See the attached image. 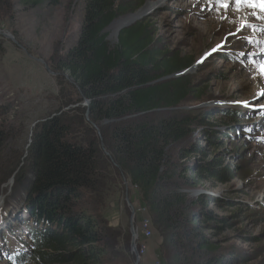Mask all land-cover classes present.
I'll list each match as a JSON object with an SVG mask.
<instances>
[{"label": "rangeland", "instance_id": "obj_1", "mask_svg": "<svg viewBox=\"0 0 264 264\" xmlns=\"http://www.w3.org/2000/svg\"><path fill=\"white\" fill-rule=\"evenodd\" d=\"M226 2L228 8L217 0H120L137 10L112 23L108 41L115 47L122 31L115 35L116 24L143 10L140 15H145L134 24L148 25L153 48L167 58L195 62L189 70L170 77L187 74L190 94L181 107L159 109L151 113L150 120L187 117L195 121L174 151L200 147L203 153L191 152L189 157L173 154L183 157L179 179L194 178L193 170L204 159L226 168L229 177L198 180L197 186H192L196 188L188 192L190 202L206 204L216 218L211 222L214 235H207H212L227 264H264V9L249 7L245 12L235 0ZM86 3L0 0V225L4 227L0 264H9L13 250L28 251L33 222L30 211L23 212L27 204L16 203L24 191L20 188L12 194L11 179L17 177L20 184L27 181L28 188L35 186L41 163L36 152L48 133L59 135L65 146L91 154L94 162L81 175L84 187L68 199L56 197L54 209L74 212L75 223L83 217L91 222L100 264H152L146 262L147 254L141 261L138 241V254L132 249L131 225L137 230L143 216L137 212L144 206L113 152L114 129L138 116L129 117L118 110V118L107 117L110 103L115 102L113 95L99 98L102 113L96 116V103L79 101L81 87L68 71L59 68L79 41ZM246 13L258 21H245ZM54 118L62 121L54 123ZM66 122L71 130L69 140L60 136ZM198 207L193 219L203 215L204 210ZM27 218L30 220L24 221ZM151 228L154 235L149 245L159 246L156 258L167 264L153 222Z\"/></svg>", "mask_w": 264, "mask_h": 264}, {"label": "trees", "instance_id": "obj_2", "mask_svg": "<svg viewBox=\"0 0 264 264\" xmlns=\"http://www.w3.org/2000/svg\"><path fill=\"white\" fill-rule=\"evenodd\" d=\"M136 10L120 0H87L79 41L63 57L59 68L68 71L81 87L79 101L96 103V116L102 113L99 98L108 95H113L115 102L110 103L107 117L118 118V110L129 117L138 116L114 129L113 152L149 211L154 230L162 240L160 254L166 263L227 264V257L212 235H207H214L211 222L216 218L206 204H191L188 192L196 188L192 186H197L198 180L227 179L228 170L216 161L204 159L193 170L194 178L180 180L178 170L183 157L175 158L173 154L189 157L191 152L203 153L200 147L174 151L187 138L195 121L187 117L150 120L151 113L159 109L175 111L181 107L190 94L187 74L170 77L189 70L195 62L186 63L185 58H167V54L157 52L148 25L143 22L123 29L112 48L107 30L117 19ZM150 66L156 71H150ZM68 125L66 122L60 132L64 140H69ZM43 142L36 152L41 163L35 186L28 188L27 181L20 184L14 178L12 194L20 188L24 191V197L15 201L27 204L33 225L29 227L30 242H24L28 251L15 250L10 264H100L91 222L83 217L75 223L74 212L53 207L56 197L68 199L84 187L81 175L93 167L92 156L65 146L56 133L46 134ZM197 205L204 212L193 219Z\"/></svg>", "mask_w": 264, "mask_h": 264}, {"label": "built area", "instance_id": "obj_3", "mask_svg": "<svg viewBox=\"0 0 264 264\" xmlns=\"http://www.w3.org/2000/svg\"><path fill=\"white\" fill-rule=\"evenodd\" d=\"M149 212V211H148ZM139 215L142 214V219L137 227L138 231V247L139 257L143 261L144 256L148 252V240L154 235L152 226V220L149 214L147 215V209L145 207L140 208L137 212ZM152 264H164L160 258H155Z\"/></svg>", "mask_w": 264, "mask_h": 264}, {"label": "bare ground", "instance_id": "obj_4", "mask_svg": "<svg viewBox=\"0 0 264 264\" xmlns=\"http://www.w3.org/2000/svg\"><path fill=\"white\" fill-rule=\"evenodd\" d=\"M257 1H260V2H259L260 4H264V0H257ZM246 9H249V7H244V9H243L245 12H248ZM142 11H143V10H142ZM142 11H141V12H142ZM141 12H140V13H141ZM252 12H254V10H252ZM140 13L137 14L136 16H134V17H131V18L129 17V18L125 19L124 22H121V23L118 22V23L116 24V26H115V31H117V30L119 29V27H120L122 24L128 22L129 20H131V19H135V18H137V17H140V16H143V15H144V14H143V15H140ZM228 13L230 14V11H228ZM245 17H246V18H243L245 21H246V19H247L249 22H255V21H258L257 18H255V17L253 18V16L251 15V13H246ZM260 18H261V17H260ZM261 19H262V18H261ZM242 21H243V20H242ZM260 21L263 22V19L260 20ZM261 77H262V76H261ZM235 131H237V130H235ZM14 199H15V198H14ZM25 200H26V199H25ZM12 201H13V199H12ZM12 204H13V203H12ZM12 204H11V206H12ZM17 204H18V203H17ZM25 204H26V203H25ZM11 206H10V207H11ZM17 211H18V210H17ZM17 211H14V214H15V215H17V214L20 215V213H17ZM23 212L28 213L29 210L26 208V209L23 210ZM2 214H6V213H2ZM12 214H13V212H12V213L10 212L8 215H10V217H11ZM30 215H31V213H30ZM13 217H14V215H13ZM11 219H12V217H11ZM7 220H8V219H7ZM26 220L29 221L30 219L27 218V219H25L24 221H26ZM17 222H18V221H17ZM25 223H26V222H25ZM3 228H4V227L0 225V232H1V230H2Z\"/></svg>", "mask_w": 264, "mask_h": 264}, {"label": "water", "instance_id": "obj_5", "mask_svg": "<svg viewBox=\"0 0 264 264\" xmlns=\"http://www.w3.org/2000/svg\"><path fill=\"white\" fill-rule=\"evenodd\" d=\"M144 15H145V14H144ZM134 16H136V15H132V16H130V18H131V17H134ZM141 17H142V16L137 17V18H135V19H131V20H129L128 22L122 24V25L119 27V29L115 32V35L118 36L121 30H123V29H125V28L131 26L132 24H134L135 21H137V20L140 19ZM127 18H129V17H127ZM127 18H126V19H127ZM12 183H14V178L11 179V184H12ZM1 199L3 200V197H2ZM2 200H1V201H2ZM133 216H135V212H134V211H133ZM131 226H132V236H133V238H132V249H133V251H134L136 254H138V252H137L138 231L134 229L133 224H132Z\"/></svg>", "mask_w": 264, "mask_h": 264}, {"label": "snow or ice", "instance_id": "obj_6", "mask_svg": "<svg viewBox=\"0 0 264 264\" xmlns=\"http://www.w3.org/2000/svg\"><path fill=\"white\" fill-rule=\"evenodd\" d=\"M235 2L239 7H261L264 9V4H257L255 3V0H235ZM217 3H219L223 8L229 7V4L226 2V0H217ZM261 71L264 72V67H262ZM261 95H264V92H262Z\"/></svg>", "mask_w": 264, "mask_h": 264}, {"label": "crops", "instance_id": "obj_7", "mask_svg": "<svg viewBox=\"0 0 264 264\" xmlns=\"http://www.w3.org/2000/svg\"><path fill=\"white\" fill-rule=\"evenodd\" d=\"M142 217V216H141ZM151 241V240H150ZM149 241V242H150ZM149 242H148V252H147V256L145 258L146 262L148 263H153L154 259L156 258V256H158L159 252V246H155V247H152L149 245Z\"/></svg>", "mask_w": 264, "mask_h": 264}]
</instances>
